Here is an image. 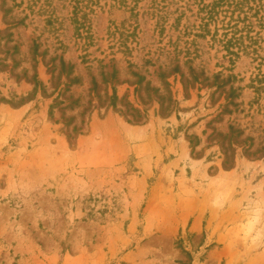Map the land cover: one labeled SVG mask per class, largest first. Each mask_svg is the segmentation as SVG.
Listing matches in <instances>:
<instances>
[{
	"label": "rangeland",
	"instance_id": "374dc122",
	"mask_svg": "<svg viewBox=\"0 0 264 264\" xmlns=\"http://www.w3.org/2000/svg\"><path fill=\"white\" fill-rule=\"evenodd\" d=\"M0 264H264V0H0Z\"/></svg>",
	"mask_w": 264,
	"mask_h": 264
}]
</instances>
